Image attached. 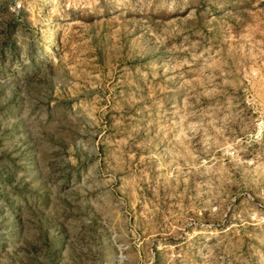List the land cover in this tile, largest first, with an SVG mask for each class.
<instances>
[{
  "label": "rangeland",
  "instance_id": "374dc122",
  "mask_svg": "<svg viewBox=\"0 0 264 264\" xmlns=\"http://www.w3.org/2000/svg\"><path fill=\"white\" fill-rule=\"evenodd\" d=\"M0 0V264H264V0Z\"/></svg>",
  "mask_w": 264,
  "mask_h": 264
},
{
  "label": "built area",
  "instance_id": "2783aa9c",
  "mask_svg": "<svg viewBox=\"0 0 264 264\" xmlns=\"http://www.w3.org/2000/svg\"><path fill=\"white\" fill-rule=\"evenodd\" d=\"M13 9L19 11L23 7L22 0L12 1ZM246 143L249 147L261 148L264 151V103L258 110L253 129L246 134Z\"/></svg>",
  "mask_w": 264,
  "mask_h": 264
}]
</instances>
